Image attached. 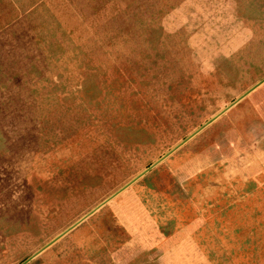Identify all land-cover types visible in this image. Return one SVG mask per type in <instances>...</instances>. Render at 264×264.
Here are the masks:
<instances>
[{
  "label": "rangeland",
  "instance_id": "374dc122",
  "mask_svg": "<svg viewBox=\"0 0 264 264\" xmlns=\"http://www.w3.org/2000/svg\"><path fill=\"white\" fill-rule=\"evenodd\" d=\"M263 79L264 0H0V264H264Z\"/></svg>",
  "mask_w": 264,
  "mask_h": 264
},
{
  "label": "water",
  "instance_id": "95a60500",
  "mask_svg": "<svg viewBox=\"0 0 264 264\" xmlns=\"http://www.w3.org/2000/svg\"><path fill=\"white\" fill-rule=\"evenodd\" d=\"M264 82V79L259 83V84H257L252 90H254L255 88H257L259 85H261L262 83ZM251 90V91H252ZM251 91H249V92H251ZM248 92V93H249ZM247 93V94H248ZM247 94H245L244 96H246ZM243 96V97H244ZM240 100V99H239ZM239 100H237V101H239ZM236 101V102H237ZM235 102V103H236ZM234 103V104H235ZM229 108V107H228ZM227 108V109H228ZM221 114H219V115H217L215 118H213L212 120H210L207 124H209V123H211V122H213L215 119H217L219 116H220ZM200 131V130H199ZM198 131V132H199ZM197 132V133H198ZM196 134V133H195ZM161 160H163V158L161 159ZM160 160V161H161ZM160 161H158L157 163H159ZM152 168V166L149 168V169H147L145 172H147V171H149L150 169ZM143 174H140L137 178H135L134 180H132L129 184H127L125 187H128L130 184H132L134 181H136L139 177H141ZM108 201V200H107ZM104 204H105V202H104ZM104 204H101V205H99L96 209H94L90 214H92L93 212H95L97 209H99L102 205H104ZM89 214V215H90ZM74 227V226H73ZM73 227H71L69 230H71ZM69 230H67L66 232H64L63 234H61V235H59L57 238H55L52 242H50L48 245H50V244H52V243H54L56 240H58L61 236H63L65 233H67ZM33 258V256L32 257H30L29 259H27L23 264H26L29 260H31Z\"/></svg>",
  "mask_w": 264,
  "mask_h": 264
}]
</instances>
